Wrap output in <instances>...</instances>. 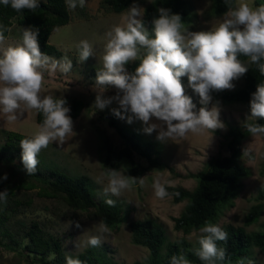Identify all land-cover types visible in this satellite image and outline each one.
I'll return each mask as SVG.
<instances>
[{"label": "rangeland", "instance_id": "374dc122", "mask_svg": "<svg viewBox=\"0 0 264 264\" xmlns=\"http://www.w3.org/2000/svg\"><path fill=\"white\" fill-rule=\"evenodd\" d=\"M183 1L186 17L182 23L190 31L214 29L227 13L212 14V0ZM240 2H246L253 8L264 5V0H235L232 7ZM133 3L141 6L144 13V8L151 2L133 0L124 11L116 13L103 0H87L85 7L69 9V22L52 31L49 42L57 48V52L48 56L52 61H62L67 57L73 67L67 74L61 73L59 69L51 73L45 71L46 90L43 95L66 97L70 101L79 99L84 105L80 115L73 119L74 132L63 145L55 142L42 149L38 154L37 170L31 176L23 166L20 141L7 146L6 135L1 131L16 130L24 135L22 139L31 138L40 126L35 119L36 111L29 110L14 122H8L0 114V192L8 191L7 202L0 207V264H41V257L54 263L66 264V257L77 259L87 250L88 264H146L148 251L132 243L129 224L149 217L163 226L167 241H177L183 237L195 242L202 235L200 229L187 233L175 230L173 218L180 214L186 200L175 203L171 196L158 199L152 185L159 177L162 183L165 180L171 181L175 187L192 191L197 183V173L203 171L215 158L230 154L226 147L228 127L232 124L242 125L251 113L245 103L224 101L222 94L237 89L243 77L234 82L236 86L233 90L212 94V103H218L220 120L225 127L214 133L206 131L203 134H189L180 143L161 142L157 139V131L151 134L143 131L141 121L129 124L126 119L115 116L112 109L119 107L116 101L102 110L96 109L94 101L97 92L94 91V85L98 71L103 70L102 57L107 33L114 26L124 25V18ZM25 28L28 27L16 22L12 24L5 41L0 44V55L7 47L22 44ZM84 40L92 45L93 55L80 62L78 46ZM145 53L146 50L141 49L142 56ZM139 63V60L129 62L127 70L134 72ZM181 80L198 110L202 106L199 95L190 87L187 76ZM115 94L116 89L109 88L104 96ZM211 106L209 104V108ZM111 116L114 126L109 125ZM116 127H120L126 136L146 149L156 160V164L150 166L146 158L135 154L132 159L121 158L116 163L113 169L129 177L131 160L145 168L141 176L145 185L134 184L131 191H125L120 197L104 194V187L108 183L104 175L107 173L103 167L104 159L108 153L117 152L125 145L116 133ZM238 160L249 169V174L241 179L233 205L222 209L213 222L220 227L228 224L244 226V217L249 208L257 202L259 193L264 192V135H247L239 145ZM5 174L6 180L3 179ZM76 178L85 181L95 203L111 198L120 207L121 222L117 227L105 223L110 233L99 247L87 243L91 236L98 234L101 222L94 216V209H81L69 203L65 194L54 188V182L58 179L63 185L70 186ZM77 222L79 228L76 227ZM263 223L264 209L257 222L244 227L247 231L259 230ZM53 254L55 258L50 260L49 256ZM240 264H264V250L253 248L251 257Z\"/></svg>", "mask_w": 264, "mask_h": 264}, {"label": "clouds", "instance_id": "9594fccd", "mask_svg": "<svg viewBox=\"0 0 264 264\" xmlns=\"http://www.w3.org/2000/svg\"><path fill=\"white\" fill-rule=\"evenodd\" d=\"M152 2V0H150ZM17 12L25 9L35 12L39 0H0ZM87 0H66L70 10L83 8ZM228 11L223 21L214 29L190 31L182 23L180 14L160 7L153 17L154 38H150L143 22V9L133 3L125 16L123 26H114L107 33L103 60V70L98 71L94 91L97 92L94 106L104 109L116 101L118 108L112 112L129 124L141 121L143 131L151 134L157 131L161 142L180 143L189 134L215 132L224 128L220 120V107L212 103L213 93L233 90L235 81L242 78L250 65H256L264 75V5L251 7L246 2L234 8L231 0H225ZM10 31V29H8ZM5 41L4 30L0 28V44ZM79 61H86L93 55L92 45L87 41L79 44ZM141 49L146 53L141 54ZM247 57V61L240 57ZM139 60L134 72L126 65ZM72 61L65 57L62 61H52L41 51L38 31L25 28L22 44L9 46L0 55V114L8 122H14L29 110L43 114V123L31 138L20 141L22 162L29 176L34 174L39 164L38 154L50 143L63 145L74 132L73 119L66 99L43 95L45 92L44 73H69ZM187 76L190 87L200 97L202 105H197L186 94L181 78ZM109 88H115L114 96L105 97ZM209 104H212L209 108ZM250 115L247 120L264 118V83L257 85L250 100ZM155 120V122H154ZM244 128L253 137L264 135V125L244 123ZM212 139V138H211ZM107 185L104 194L120 197L131 191L137 182L145 185L144 179L121 174L110 169L106 174ZM3 179H7V174ZM97 182H100L99 180ZM174 187L171 181L163 183L157 177L152 185L156 198L163 200L169 196L167 187ZM179 195V193H175ZM8 191L0 192V202H7ZM105 203L114 207L116 201L108 198ZM76 227L80 224L77 222ZM98 234L91 236L87 243L99 247L110 229L101 221ZM199 248L194 254L206 264L224 261L226 250L218 247L217 241H227L228 233L218 224L206 222L200 228ZM206 234V235H204ZM78 246V245H76ZM54 254L49 259H54ZM66 264H82L79 259L66 257ZM171 264H190L183 256H173Z\"/></svg>", "mask_w": 264, "mask_h": 264}, {"label": "trees", "instance_id": "16d2710c", "mask_svg": "<svg viewBox=\"0 0 264 264\" xmlns=\"http://www.w3.org/2000/svg\"><path fill=\"white\" fill-rule=\"evenodd\" d=\"M132 1L103 0L116 13L124 11ZM234 2L235 0H231L232 6ZM39 3L40 6L35 12L28 9L17 12L10 6H4L0 3V28L4 30L5 37L9 34L8 29L14 22L19 25H25L33 31H38V42L41 51L47 55L54 54L57 52V48L49 42V37L56 27L69 22V8L66 5V0H46L39 1ZM160 7L169 8L173 13L180 14L182 20L186 17L183 0H156L151 2L144 8L142 17L150 38H154L155 35L152 20L153 17L158 15L157 10ZM227 11L228 5L225 0H212V14L222 15ZM240 59L247 61L248 58L241 56ZM259 83H264V75L260 74L256 65H250L248 72L243 76L242 84L233 91L224 92L222 98L227 102H243L250 109L251 95L256 91ZM186 94L192 97L187 91ZM53 97L57 99L63 98L60 96ZM64 98L67 101V106L70 107L69 115L72 119L77 118L82 111L83 101L79 99L70 101L66 97ZM35 119L41 125L44 119L43 114L36 111ZM246 122L264 125V118ZM244 123L240 126L232 124L228 127L226 147L230 154L215 158L203 171L197 173V183L192 191L181 187L166 186L169 196L172 197L175 203L186 200V205L180 214L173 218L175 230H182L185 233L191 230H199L205 226L206 222L213 223L222 209L233 205L241 179L249 174V169L238 160L239 145L250 134L244 128ZM109 125L114 126L112 116L109 118ZM1 132L6 135L7 146L21 141L24 137L21 132L16 130H2ZM116 133L124 140L125 145L117 152H111L106 155L103 162L105 171L108 172L113 169L121 158L132 159L135 154L146 158L150 166L156 164V160L145 151L146 149H143L132 138L126 136L120 127H116ZM144 171L145 168L140 167L131 160V177H136L138 181ZM54 188L63 192L69 203L78 205L81 209L92 207L94 216L109 226L117 227L122 220L121 210L117 204L114 207H110L103 201L98 203L93 201L92 192L82 178H76L73 185L70 186L63 185L58 179L54 182ZM177 192L179 193L178 196L175 195ZM257 199V202L249 208L244 217V226L257 222L264 209V192L259 193ZM3 204L1 202L0 207ZM244 226L228 224L221 227L228 233V239L227 241H217V245L226 250V258L224 261H217L216 264H240V262L251 257L253 248L264 250V223L259 230L247 231ZM129 228L132 243L143 246L148 251L146 264H171V258L180 255H183L190 264H206L193 251V249L200 247L199 238L195 242L188 241L183 237L177 241H167L163 226L151 217L134 220L130 222ZM77 259L82 264H88V250L80 254ZM39 262L41 264H58L47 261L43 257L39 258Z\"/></svg>", "mask_w": 264, "mask_h": 264}, {"label": "crops", "instance_id": "0c3cea01", "mask_svg": "<svg viewBox=\"0 0 264 264\" xmlns=\"http://www.w3.org/2000/svg\"><path fill=\"white\" fill-rule=\"evenodd\" d=\"M6 38V37H5Z\"/></svg>", "mask_w": 264, "mask_h": 264}]
</instances>
